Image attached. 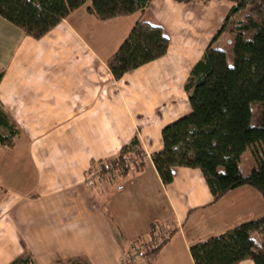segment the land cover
I'll use <instances>...</instances> for the list:
<instances>
[{"label": "crops", "instance_id": "crops-1", "mask_svg": "<svg viewBox=\"0 0 264 264\" xmlns=\"http://www.w3.org/2000/svg\"><path fill=\"white\" fill-rule=\"evenodd\" d=\"M232 6L153 0L144 19L163 28L168 52L121 80L108 61L141 14L99 21L87 2L40 40L0 18V105L21 130L13 147L0 144V264L24 250L41 264H124L130 243L148 239L156 223L176 234L139 264H195L192 247L264 216V198L251 187L215 202L200 170L174 168L165 186L152 161L164 149L162 130L190 115L185 84ZM233 38L213 46L231 51ZM135 136L144 170L119 191L104 180L91 187L92 163L116 157Z\"/></svg>", "mask_w": 264, "mask_h": 264}, {"label": "trees", "instance_id": "trees-1", "mask_svg": "<svg viewBox=\"0 0 264 264\" xmlns=\"http://www.w3.org/2000/svg\"><path fill=\"white\" fill-rule=\"evenodd\" d=\"M190 4L211 0H175ZM233 4L211 45L185 84L190 115L162 130L164 149L152 161L165 186L173 183L174 168L200 170L214 201L240 187H251L264 198V0H228ZM91 2L89 12L99 21L141 14L119 50L109 59L115 80L164 57L169 39L162 27L144 19L153 0H0V18L40 40L63 20ZM233 36L230 65L227 53L213 44L223 36ZM3 73L0 74V80ZM6 130L7 134L2 133ZM21 134L17 124L1 110L0 144L13 147ZM251 152L254 166L242 169V158ZM146 153L138 136L124 144L116 157L93 162L91 170L100 180L122 190L124 182L144 170ZM109 206L105 212L110 221ZM167 225L151 226L148 239L130 243V252L139 257L124 264L150 261L176 234H165ZM119 235L121 236L120 232ZM195 264H264V216L240 224L227 233L200 243L190 250ZM126 254V253H124ZM10 264H40L24 250Z\"/></svg>", "mask_w": 264, "mask_h": 264}, {"label": "rangeland", "instance_id": "rangeland-1", "mask_svg": "<svg viewBox=\"0 0 264 264\" xmlns=\"http://www.w3.org/2000/svg\"><path fill=\"white\" fill-rule=\"evenodd\" d=\"M221 47L222 48H220V49H223L226 53H227V56H228V61H229V63H230V65L232 64V62H233V56H232V53H231V51H229V48H228V45H227V43H225L224 45L223 44H221ZM250 157H251V152L250 151H248L244 156H243V158H242V166H243V168H244V166H246L248 163V161L250 160ZM101 170L99 169V167H95V168H93L92 170H91V173L90 174H88V176H87V181L89 180V179H91V180H93L94 182H93V185H94V183H95V181H97V180H99L100 181V177H99V175H97L96 173H99ZM105 184H102L101 183V185L102 186H107V187H109V182H104ZM101 185H99V187L101 186ZM98 186V185H97ZM91 187H93V186H91ZM113 187V189H115L116 190V186L115 185H113L112 186ZM112 189V188H111ZM114 190V191H115ZM110 190H108V192H106L107 194H105V195H107L105 198H104V201L106 202V200H108L109 199V196H110ZM107 203V202H106ZM41 264V263H40ZM60 264H77L76 262H71V261H67V262H63V263H60Z\"/></svg>", "mask_w": 264, "mask_h": 264}, {"label": "built area", "instance_id": "built-area-1", "mask_svg": "<svg viewBox=\"0 0 264 264\" xmlns=\"http://www.w3.org/2000/svg\"><path fill=\"white\" fill-rule=\"evenodd\" d=\"M93 180L89 179L88 180V183L92 186L93 185ZM172 230L171 226H167L166 229H165V234L169 233L170 231ZM132 259H134L135 261H139V257L137 255H135L134 253L132 252H129L127 254H125L123 256V262H129L131 261Z\"/></svg>", "mask_w": 264, "mask_h": 264}]
</instances>
